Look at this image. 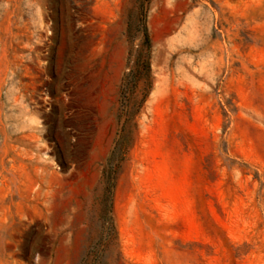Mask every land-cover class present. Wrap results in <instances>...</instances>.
Segmentation results:
<instances>
[{"label": "rangeland", "instance_id": "374dc122", "mask_svg": "<svg viewBox=\"0 0 264 264\" xmlns=\"http://www.w3.org/2000/svg\"><path fill=\"white\" fill-rule=\"evenodd\" d=\"M0 264H264V0H0Z\"/></svg>", "mask_w": 264, "mask_h": 264}]
</instances>
